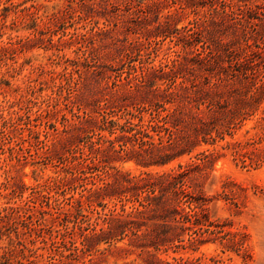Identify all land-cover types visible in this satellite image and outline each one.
I'll return each mask as SVG.
<instances>
[{
  "label": "rangeland",
  "instance_id": "rangeland-1",
  "mask_svg": "<svg viewBox=\"0 0 264 264\" xmlns=\"http://www.w3.org/2000/svg\"><path fill=\"white\" fill-rule=\"evenodd\" d=\"M27 202L14 264H264V0H0V208Z\"/></svg>",
  "mask_w": 264,
  "mask_h": 264
},
{
  "label": "trees",
  "instance_id": "trees-1",
  "mask_svg": "<svg viewBox=\"0 0 264 264\" xmlns=\"http://www.w3.org/2000/svg\"><path fill=\"white\" fill-rule=\"evenodd\" d=\"M55 83H56L57 88H61L64 85L63 81L61 79L58 82L56 81ZM38 90H41V88H38ZM34 91L35 92H33V93L35 94L37 92V90H34ZM40 115H43L45 118L48 119L47 116L50 115V112L49 111H47L45 113L41 112ZM21 117H22V115L19 114V118H21ZM103 121H104V124L112 123L111 128L109 130H110V133L113 134L115 132L114 127L117 124V122L114 119H109V117H106V116L103 117ZM45 122L47 125H51V123L48 122L47 120ZM32 125L34 127L38 126L37 123H32ZM34 127H29L30 132H32L33 135H36L35 138L38 142L39 141L43 142L42 141L43 139L40 138L41 131L34 129ZM99 130H107V127L101 126V127H99ZM43 131H44V134L48 133L47 129H44ZM99 134H101L102 137L105 136V134H103L102 132H99ZM14 193H15V188L12 187L11 191H9L8 193H5V194L3 193V194L7 197L9 194H14ZM29 205L30 204H28V202H27L24 206H14V205L4 206V207L0 208V218L2 220L4 218H7L9 221H14L15 217H17V216L19 218L21 216L23 217L24 215L26 216L27 215V212H26L27 209H30ZM23 212H25V214H23ZM11 245H12V247H11ZM11 245L6 247V248H3L2 253L0 255V258H1L0 264H14L12 259H13V255L15 254V251L17 250V247L15 248L13 241L11 242ZM25 248H27V247H24V249H22L20 251H22L23 258H26L27 260H29L30 253L29 254L25 253Z\"/></svg>",
  "mask_w": 264,
  "mask_h": 264
}]
</instances>
